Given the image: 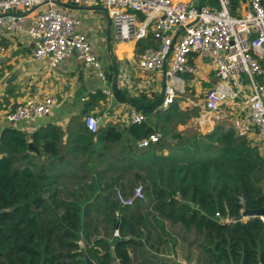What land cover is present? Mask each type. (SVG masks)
I'll return each instance as SVG.
<instances>
[{
  "label": "trees",
  "instance_id": "1",
  "mask_svg": "<svg viewBox=\"0 0 264 264\" xmlns=\"http://www.w3.org/2000/svg\"><path fill=\"white\" fill-rule=\"evenodd\" d=\"M228 1L229 13L237 16L241 0ZM206 4L219 9L218 0H206ZM157 46L148 33L136 42L135 55ZM259 65L263 74L257 79L264 84V57ZM143 99L135 108L145 116L144 122L127 124L123 131L111 125L99 126L96 133L84 128L86 135L77 136L65 154L60 150L63 135L55 126L39 129L30 138L12 128L3 131L0 264H87L86 258L92 264H132L130 248L144 245L134 235L140 233L137 227L144 225L148 209L193 235L206 264H264L262 222L238 220L244 209L262 207L264 161L259 144L235 136L231 127L225 130L220 123L206 134L194 121L190 124L197 128L195 132L178 130L189 120L187 113L175 104L154 110L157 99ZM152 134L160 135L158 141L139 148L138 143ZM29 140L41 156L29 153ZM114 172L144 183V200L122 207L114 192L115 202L132 210L114 223L118 238L92 239L96 198L91 200V186L84 197L60 187V182L91 176L103 179ZM135 187L128 195L121 192L129 196ZM94 211L103 214L99 208Z\"/></svg>",
  "mask_w": 264,
  "mask_h": 264
},
{
  "label": "built area",
  "instance_id": "2",
  "mask_svg": "<svg viewBox=\"0 0 264 264\" xmlns=\"http://www.w3.org/2000/svg\"><path fill=\"white\" fill-rule=\"evenodd\" d=\"M218 2L219 9L213 10L202 5L198 9L197 4L184 0H0V34H25L33 43L34 60H46L51 67L74 56L85 68L95 70L103 84L101 93L108 95L106 75L98 58L87 39L75 32L78 20L59 8L101 4L117 40L137 42L152 33L158 43L156 48H146L136 63L144 72L162 73L163 97L158 109L181 102L187 96L185 76L194 77L196 62L206 61L212 69L213 83L202 102L193 104L200 109L193 121L200 131L206 130L215 125V117L225 108L235 109L242 103L243 108L230 119L231 129L237 137H253L264 161V84L257 79L263 74L259 60L264 57V0H244L248 11L243 16L229 13L228 0ZM244 79L246 85L242 84ZM53 107L52 98L27 101L8 113L5 122L11 127L20 121L34 122ZM127 121L139 125L145 116L130 108ZM83 124L90 133L99 128L98 119L92 116H86ZM159 137L152 134L138 147H148ZM115 197L122 207H132L144 200L143 188L135 187L129 196L116 191ZM257 218L264 226V218Z\"/></svg>",
  "mask_w": 264,
  "mask_h": 264
},
{
  "label": "crops",
  "instance_id": "3",
  "mask_svg": "<svg viewBox=\"0 0 264 264\" xmlns=\"http://www.w3.org/2000/svg\"><path fill=\"white\" fill-rule=\"evenodd\" d=\"M187 1H195L197 4V0ZM205 4L206 0H202V6L210 7ZM59 8L78 20L75 32L83 35L90 43L106 75L109 93H101L103 84L95 70L85 68L74 56L51 67L46 60H34L33 43L25 34H0V137L6 128H12L30 138L39 129L52 125L59 128L63 135L60 150L65 154L77 136L86 135L83 124L86 116L97 118L100 127L111 125L123 131L128 124V110L135 108V103L144 101L143 98L151 101L157 99L154 110L168 108H157L163 97L162 73L144 72L136 66V42L120 41L114 37L111 20L101 4L91 7L60 5ZM247 11L248 7L241 0L236 15L243 16ZM196 65V75L185 76L187 96L175 103L184 113H188L193 104L202 102L205 91L213 83L212 69L208 62L197 61ZM242 84L246 85L245 79ZM51 98L54 107L48 115L34 122L20 121L12 127L6 124V115L17 105L27 101L44 102ZM242 108V103L235 109L228 106L219 117H215V124L226 123L224 129H229L230 119ZM190 127V121H187L186 125H179L177 129ZM248 139L256 142L253 137ZM29 143L32 142L29 140ZM39 152L40 155H36L29 151L35 156H41ZM145 254L139 259L140 264L146 260ZM150 258L153 260V256ZM176 262L188 264L184 261Z\"/></svg>",
  "mask_w": 264,
  "mask_h": 264
},
{
  "label": "rangeland",
  "instance_id": "4",
  "mask_svg": "<svg viewBox=\"0 0 264 264\" xmlns=\"http://www.w3.org/2000/svg\"><path fill=\"white\" fill-rule=\"evenodd\" d=\"M192 4L194 5L195 1ZM199 113L200 109L192 105L187 113L190 116L188 121H193ZM215 125L201 131L202 134L212 132ZM194 129L197 128L191 125L186 130L195 132ZM60 183L62 184L60 187L76 190V193L82 194L84 197L88 196L86 191L90 192L88 186H91V200L92 197L96 198L91 213V228H94L95 232L91 238L96 239L98 236L107 240L119 237V233L115 235V230H112L114 223L125 218L127 213L132 210L119 206L114 200V192L122 191L128 195L133 187L144 186V183L134 179L132 175L123 176L119 172L108 174L103 179L91 176L90 179L84 181L66 180ZM106 198L108 201H105L106 204H104L103 201ZM150 207H152L151 204ZM96 208H99L103 214L96 213L94 211ZM143 216L144 225L137 227L140 233L134 235V238L141 241L144 245L141 248H130L133 258L132 264H140L139 259L145 254L144 252H146L147 264H177L176 260L179 262L184 261L188 264H206V257H204L202 249L193 243V235H188L186 230L180 226H173L162 220L157 216L154 209H148ZM186 242L191 244L188 245ZM160 253L161 255H159ZM151 256H153V260L150 258Z\"/></svg>",
  "mask_w": 264,
  "mask_h": 264
},
{
  "label": "water",
  "instance_id": "5",
  "mask_svg": "<svg viewBox=\"0 0 264 264\" xmlns=\"http://www.w3.org/2000/svg\"><path fill=\"white\" fill-rule=\"evenodd\" d=\"M202 5V0H197V8L199 9ZM264 48V45H263ZM28 150L30 152L35 153L36 155H40L39 149L35 147L32 143L28 144ZM262 200V207L257 210H248L244 209L238 218V220H246L249 218H257V217H263L264 218V194L261 196ZM87 264H92L87 258H86Z\"/></svg>",
  "mask_w": 264,
  "mask_h": 264
}]
</instances>
